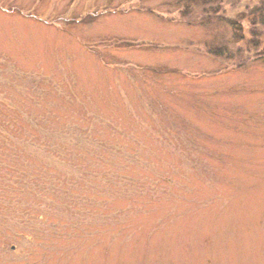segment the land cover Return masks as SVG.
I'll return each instance as SVG.
<instances>
[{
  "label": "rangeland",
  "instance_id": "1",
  "mask_svg": "<svg viewBox=\"0 0 264 264\" xmlns=\"http://www.w3.org/2000/svg\"><path fill=\"white\" fill-rule=\"evenodd\" d=\"M230 36L175 0H0V264H264V59L207 53Z\"/></svg>",
  "mask_w": 264,
  "mask_h": 264
},
{
  "label": "trees",
  "instance_id": "2",
  "mask_svg": "<svg viewBox=\"0 0 264 264\" xmlns=\"http://www.w3.org/2000/svg\"><path fill=\"white\" fill-rule=\"evenodd\" d=\"M175 4L188 24L220 23L231 29L227 39L204 42L207 53L226 67L241 68L252 59H264V0H175Z\"/></svg>",
  "mask_w": 264,
  "mask_h": 264
}]
</instances>
